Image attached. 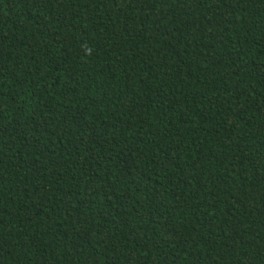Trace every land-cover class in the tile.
I'll return each mask as SVG.
<instances>
[{
    "label": "trees",
    "instance_id": "1",
    "mask_svg": "<svg viewBox=\"0 0 264 264\" xmlns=\"http://www.w3.org/2000/svg\"><path fill=\"white\" fill-rule=\"evenodd\" d=\"M0 264H264V0H0Z\"/></svg>",
    "mask_w": 264,
    "mask_h": 264
}]
</instances>
